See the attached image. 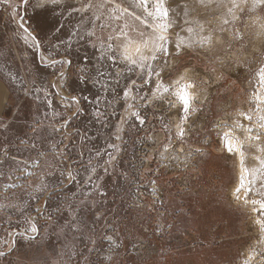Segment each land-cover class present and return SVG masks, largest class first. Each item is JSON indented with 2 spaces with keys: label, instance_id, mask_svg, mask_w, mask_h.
<instances>
[{
  "label": "rangeland",
  "instance_id": "rangeland-1",
  "mask_svg": "<svg viewBox=\"0 0 264 264\" xmlns=\"http://www.w3.org/2000/svg\"><path fill=\"white\" fill-rule=\"evenodd\" d=\"M100 2L0 0V264H243L253 251L263 264L252 215L231 197L237 159L224 130L242 137L234 121L256 130L264 115V5L164 0L168 55L140 67L114 37L127 24L140 39L152 34L141 20L156 21L139 0H115L131 13L120 20ZM209 33L210 45L177 54L181 39ZM185 80L195 85L186 119ZM243 144L248 167L264 140ZM262 181L249 198L264 199Z\"/></svg>",
  "mask_w": 264,
  "mask_h": 264
},
{
  "label": "snow or ice",
  "instance_id": "snow-or-ice-1",
  "mask_svg": "<svg viewBox=\"0 0 264 264\" xmlns=\"http://www.w3.org/2000/svg\"><path fill=\"white\" fill-rule=\"evenodd\" d=\"M53 3H56V0H52ZM199 2L205 6H207L208 4L215 2L217 7H220L221 4L223 3V0H199ZM233 7H241V5L246 4L247 0H240V3H236V0H231ZM24 3H27V0H24ZM140 6L144 8L145 12L147 13V15L149 17H152L156 23L154 25H150L147 23V21L145 20H141L140 16H136L137 20H141V23L145 25V27H151L152 28V34L149 35H145V33L143 31L138 32V35L140 37V39H136L134 37H132L129 32L125 31L124 29H126L128 26L127 24H125L120 30L119 33L116 37H114V39L120 40L121 37L123 38V42L120 45V47L122 48V51L120 53V56L122 57L123 61H127L129 64L131 65H137L140 67L144 66V62L147 60H156L157 54L158 53H163L165 55H168V48H167V44L169 43L168 41V37L166 36V33L168 32L169 29V24L166 22L168 21L169 18V9L167 7H165L164 5V0H156L155 3V11H149L148 8V0H139ZM258 3L261 5H264V0H255L254 5ZM113 5V7L108 9V14L109 17L111 19H115V20H120L122 18L123 14H131L128 12L127 8H121V5L118 3H115V0H101V2L96 5V7L98 9H104L106 8L107 5ZM89 8L93 7L92 4L88 5ZM229 13H232V8H229ZM102 14V13H101ZM234 19L236 18L235 16L233 17ZM96 19H100V15L96 16ZM187 22V21H186ZM224 24H228L229 21L227 19L223 20ZM22 28L24 27L23 23H21L20 25ZM201 31H203V25L200 26ZM262 28H264V25H262ZM25 32H28L27 28H24ZM221 31H223V29H221ZM189 33H193L194 29L189 28L188 29ZM89 35H92V33H89ZM196 35H199L198 33H196ZM33 39L35 40V37H33ZM109 39H113V37H109ZM212 35L211 33H209L207 36L201 37L199 40H192L190 42H184L181 39V42H178L175 45L177 54H179V50L183 44V46L185 48H191L194 45H199L200 47H203L205 44L210 45L212 43ZM134 47V51L139 54L138 59H134L132 57V55H130V49L132 48V46ZM109 49H113V45L109 44ZM114 50V49H113ZM147 51L148 53H150V55H144V52ZM110 59H113V61L115 62V58L114 57H110ZM165 63H167V61H165ZM150 71H149V75L152 74V72L154 71V69H151V65L148 66ZM157 76L160 75L159 72L155 73ZM259 78L262 84H264V67H262L260 69V73H259ZM181 80H183V77H181ZM177 86H178V91L176 92V95L178 96L181 104L183 105V111L185 113V119L187 118V113L190 110H194L191 109V104L193 103L195 96L194 94H192L189 89H192L195 87L194 83L191 82H186V83H181L180 81H177ZM158 88L160 87V85L157 86ZM168 88L165 87L164 91L168 92ZM260 102L264 103V98H260ZM257 111H260V109H257ZM133 115H137V113H133ZM240 115H244L245 119L248 121H252V116L250 115H246L244 113H240ZM144 121L141 120V123H143ZM257 128L259 129V131H256L253 129V127H247L245 128V126L241 123H239V121H234V128L235 129H243L246 131L247 135V139L251 140V141H256V142H260L262 140H264V115H259L257 117ZM254 133V134H253ZM183 129H181L180 131V135L183 136ZM224 138H225V143H226V147L227 150L229 152H236L240 155L241 157V164H243V157L245 155L244 150H243V143L241 142V140L239 139L238 136H234L231 135V133L226 132L224 133ZM260 152H264V147H260L257 149ZM257 159H259V164L260 167L256 168V169H252L251 171H249L247 168H243L242 171L247 174V175H251L252 176V180L249 182L250 184H254L257 175H261L264 176V159H261L259 157H257ZM245 190L246 192H251L252 188L245 187L244 184V180L243 177L241 178V182L239 187L236 188L235 190V194H236V198L239 199L240 198V192L241 190ZM258 195L264 197V181H262L261 183V190L258 191L257 193ZM245 203H248V199L245 198ZM254 205L255 204H259V208L261 210V214L264 215V199L262 200H252L251 201ZM257 223L260 226V230L261 232H264V220H258ZM32 232H36L37 229L35 226H32L31 228ZM109 239L111 240V237H109ZM0 255H3V253H0ZM247 264V261H246Z\"/></svg>",
  "mask_w": 264,
  "mask_h": 264
},
{
  "label": "bare ground",
  "instance_id": "bare-ground-1",
  "mask_svg": "<svg viewBox=\"0 0 264 264\" xmlns=\"http://www.w3.org/2000/svg\"><path fill=\"white\" fill-rule=\"evenodd\" d=\"M186 81V80H185ZM186 82H188V81H186ZM185 82V83H186ZM264 85V84H263ZM177 91H178V89H177ZM189 91L192 93V94H194V92H193V89H189ZM195 95V94H194ZM178 98V97H177ZM256 100H258V102H260V98H262V97H260V94L259 93H257V95H256ZM179 103H180V105L183 107V105L181 104V102L179 101ZM261 103V102H260ZM180 128V127H179ZM233 131V130H232ZM231 130H227V128L224 130V133H226V132H229V133H231L232 132ZM242 131V130H241ZM256 131H259V129L257 128L256 129ZM237 132V131H236ZM235 132V133H236ZM235 133H232V135L233 134H235ZM241 134V133H240ZM254 134V133H253ZM239 134H235V136H238ZM247 133H246V131L244 130L243 132H242V137H240V136H238L239 137V139L241 140V142L242 143H249L250 142V140H248L246 137H247ZM254 143H259V142H256V141H253V145H255ZM244 145V144H243ZM258 145L259 144H257L256 146L258 147ZM225 146H226V143H225ZM255 147V146H254ZM226 148V151H227V153L228 154H231V153H234L235 154V156H236V159H237V175H236V181H235V183L230 187V193H231V197L232 198H234L235 200H236V203L237 204H241V205H245L246 206V208L250 211V214L252 215L251 217H252V221H251V226H254V228L257 230L256 231V233H257V235L259 234V238L257 239V244L259 243V246H263L264 245V232H261V230H260V226H259V224L257 223V221L258 220H264V215H262L261 214V210H260V208H259V204H253L251 201L252 200H262V199H258V198H256L255 196H250V198L248 197V193L249 192H246L245 190H241V192H240V198L239 199H237L236 198V194H235V190H236V188L237 187H239V185H240V182H241V178L243 177V180H244V184H245V187L246 188H248V187H250V181L253 179L252 178V176L251 175H247V174H245L243 171H242V169L243 168H247L249 171H251L252 169H256V168H259L260 167V164H259V159H257V157H259V158H262V153L260 152V151H258L257 149L258 148H256V153H252V157L250 158V159H254L253 161H254V163L251 165H249L248 167L244 164V159H245V156L243 157V164H241V157H240V155L238 154V153H236V152H229L228 150H227V147H225ZM247 161V160H246ZM252 161V162H253ZM248 165V164H247ZM171 167V166H170ZM173 167V166H172ZM175 168H177V167H175ZM259 176L260 175H257V179L259 178ZM256 179V180H257ZM255 180V181H256ZM245 198H247L248 199V203H245L244 201H245ZM258 213H260V217H261V219L259 218V216H258ZM254 232V231H253ZM253 234H255V233H253ZM255 242V243H256ZM245 256H246V260L243 262V264H246V261H247V264H253L254 263V261L256 260L255 259V256H256V252L255 251H253V253H250V252H247L246 254H245ZM256 263V262H255ZM254 263V264H255ZM262 263L264 264V260H262Z\"/></svg>",
  "mask_w": 264,
  "mask_h": 264
}]
</instances>
